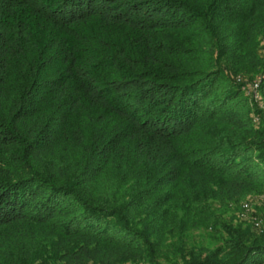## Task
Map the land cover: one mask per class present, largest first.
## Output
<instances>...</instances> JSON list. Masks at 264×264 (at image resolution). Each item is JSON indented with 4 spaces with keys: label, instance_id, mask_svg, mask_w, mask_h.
Returning <instances> with one entry per match:
<instances>
[{
    "label": "trees",
    "instance_id": "obj_1",
    "mask_svg": "<svg viewBox=\"0 0 264 264\" xmlns=\"http://www.w3.org/2000/svg\"><path fill=\"white\" fill-rule=\"evenodd\" d=\"M263 37L264 0H0V264H264Z\"/></svg>",
    "mask_w": 264,
    "mask_h": 264
},
{
    "label": "rangeland",
    "instance_id": "obj_2",
    "mask_svg": "<svg viewBox=\"0 0 264 264\" xmlns=\"http://www.w3.org/2000/svg\"><path fill=\"white\" fill-rule=\"evenodd\" d=\"M262 41H260V48H257L256 45H252V49L255 51H259L261 53V55H264V37L261 39ZM248 201L244 200L245 202H243L244 204L246 202L250 203V212L248 213L247 217L248 219L250 218H254L255 215L259 216V217H263L264 215V196H256V197H251L249 199V197H247Z\"/></svg>",
    "mask_w": 264,
    "mask_h": 264
},
{
    "label": "built area",
    "instance_id": "obj_3",
    "mask_svg": "<svg viewBox=\"0 0 264 264\" xmlns=\"http://www.w3.org/2000/svg\"><path fill=\"white\" fill-rule=\"evenodd\" d=\"M256 88H257V86H256ZM250 205L249 204H244L243 205V207H242V214H241V217L243 218V219H245V218H247V215H248V213L250 212ZM260 226H261V223L258 221V223H256L255 224V227L256 228H260Z\"/></svg>",
    "mask_w": 264,
    "mask_h": 264
}]
</instances>
